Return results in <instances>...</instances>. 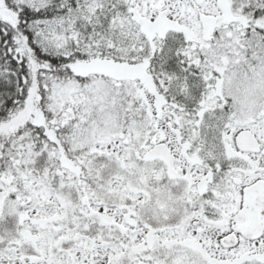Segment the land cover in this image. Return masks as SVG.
<instances>
[{"label":"snow or ice","instance_id":"1","mask_svg":"<svg viewBox=\"0 0 264 264\" xmlns=\"http://www.w3.org/2000/svg\"><path fill=\"white\" fill-rule=\"evenodd\" d=\"M0 264H264V0H0Z\"/></svg>","mask_w":264,"mask_h":264}]
</instances>
